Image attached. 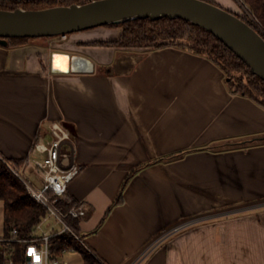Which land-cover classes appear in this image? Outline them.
Segmentation results:
<instances>
[{
    "label": "crops",
    "instance_id": "crops-1",
    "mask_svg": "<svg viewBox=\"0 0 264 264\" xmlns=\"http://www.w3.org/2000/svg\"><path fill=\"white\" fill-rule=\"evenodd\" d=\"M121 30L0 45V155L24 161L53 121L72 132L68 200L85 205L80 235L102 264H264V108L206 58L93 44Z\"/></svg>",
    "mask_w": 264,
    "mask_h": 264
},
{
    "label": "trees",
    "instance_id": "trees-1",
    "mask_svg": "<svg viewBox=\"0 0 264 264\" xmlns=\"http://www.w3.org/2000/svg\"><path fill=\"white\" fill-rule=\"evenodd\" d=\"M93 0H0V9L14 10L23 8L28 10L43 9L54 6H67L71 4H85ZM220 6L214 0H205ZM248 10L257 18L261 28L251 20L239 16L264 38V0H241ZM222 7V6H220ZM229 11V10H228ZM110 28H122L120 36L115 41H95L94 45L118 47L123 49L151 48L160 49L172 47L186 51L190 54L206 58L217 65L224 74L229 91L248 97L264 108V81L251 73L250 68L237 57L224 43L204 28L182 19L161 18L133 19L125 23L104 25ZM34 38L15 37L7 38V48L22 46ZM242 70L247 75L244 80L235 81L229 73ZM228 76V77H227ZM8 163L19 166L22 160L3 159L0 156V201L3 202V229L4 236L8 237L13 228L18 231L19 239L30 238L35 227L46 215V209L37 203L28 194L23 182L9 168ZM121 200V195L117 201ZM69 201L63 205L66 210L73 205ZM71 226L80 235L79 219H70ZM81 236V235H80ZM26 243L13 244L15 254L14 264H24ZM52 259L62 254L64 249H74L83 259V264H102L97 257L77 240L71 233H62L49 241ZM0 264H6L3 253L0 251Z\"/></svg>",
    "mask_w": 264,
    "mask_h": 264
},
{
    "label": "water",
    "instance_id": "water-1",
    "mask_svg": "<svg viewBox=\"0 0 264 264\" xmlns=\"http://www.w3.org/2000/svg\"><path fill=\"white\" fill-rule=\"evenodd\" d=\"M182 19L216 36L264 81V38L230 11L205 0H93L43 9H0V45L7 38L55 37L133 19Z\"/></svg>",
    "mask_w": 264,
    "mask_h": 264
},
{
    "label": "built area",
    "instance_id": "built-area-1",
    "mask_svg": "<svg viewBox=\"0 0 264 264\" xmlns=\"http://www.w3.org/2000/svg\"><path fill=\"white\" fill-rule=\"evenodd\" d=\"M251 19L258 28H261L252 13ZM58 37L65 40L67 35ZM76 153L75 136L60 121H53L49 124L46 135L35 139L30 156L23 161L20 169L8 163L9 168L25 185L30 197L41 204L47 213L28 239H19L16 228L11 230L8 237L0 235V251L6 264H14L13 244L17 242L27 244L24 264H65L61 260V254L55 255L52 259L49 247L50 239L62 233H71L83 243L69 220L85 217L87 213L85 205L74 203L66 210L63 208V205L69 203L68 186L82 169L76 160ZM189 223L190 221L181 223L169 232H178L188 227ZM67 251L74 249H64L62 253Z\"/></svg>",
    "mask_w": 264,
    "mask_h": 264
},
{
    "label": "rangeland",
    "instance_id": "rangeland-1",
    "mask_svg": "<svg viewBox=\"0 0 264 264\" xmlns=\"http://www.w3.org/2000/svg\"><path fill=\"white\" fill-rule=\"evenodd\" d=\"M216 1L220 5H222L224 7V9L232 11V12L238 14L239 16L245 17V18L252 21L251 12L243 4V2L241 0H238V2L236 0H216ZM34 39H36V38H34ZM54 39L59 40V41H63V40L59 39L58 36L52 37L51 40H54ZM228 76H231L233 78V80H235V81L244 80L245 82H247V75L242 70L236 71L233 74L229 73ZM21 165L17 166L18 169L21 168ZM0 232H3L2 202L1 201H0ZM64 260L65 261L72 260L71 264H83L82 256L80 254H76V253L66 254L64 256Z\"/></svg>",
    "mask_w": 264,
    "mask_h": 264
},
{
    "label": "bare ground",
    "instance_id": "bare-ground-1",
    "mask_svg": "<svg viewBox=\"0 0 264 264\" xmlns=\"http://www.w3.org/2000/svg\"><path fill=\"white\" fill-rule=\"evenodd\" d=\"M71 63H72V68L74 70H89L91 67V64L85 60H82L80 58H73V60H71V57H69V70L71 69ZM67 64L68 62L66 61L64 56L55 55L53 61V66L55 69H59V70L66 69Z\"/></svg>",
    "mask_w": 264,
    "mask_h": 264
},
{
    "label": "snow or ice",
    "instance_id": "snow-or-ice-1",
    "mask_svg": "<svg viewBox=\"0 0 264 264\" xmlns=\"http://www.w3.org/2000/svg\"><path fill=\"white\" fill-rule=\"evenodd\" d=\"M30 254H31V252H30ZM38 259V258H37Z\"/></svg>",
    "mask_w": 264,
    "mask_h": 264
}]
</instances>
